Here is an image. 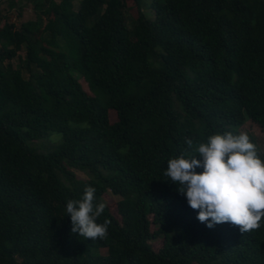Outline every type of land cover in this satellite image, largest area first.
I'll return each instance as SVG.
<instances>
[{"label": "trees", "instance_id": "trees-1", "mask_svg": "<svg viewBox=\"0 0 264 264\" xmlns=\"http://www.w3.org/2000/svg\"><path fill=\"white\" fill-rule=\"evenodd\" d=\"M75 1L0 0V264H264V218L210 229L163 175L225 132L264 161V0Z\"/></svg>", "mask_w": 264, "mask_h": 264}, {"label": "clouds", "instance_id": "clouds-1", "mask_svg": "<svg viewBox=\"0 0 264 264\" xmlns=\"http://www.w3.org/2000/svg\"><path fill=\"white\" fill-rule=\"evenodd\" d=\"M188 148L193 141L186 139ZM196 155L170 159L163 175L178 186V193L189 207L198 212L197 219L208 228L229 223L241 233L261 227L264 218V161L246 133L231 132L208 137L195 149ZM203 169L197 172V169ZM96 189L86 187L78 200L66 205L72 233L86 240L105 239L109 220L98 224L104 203L94 204Z\"/></svg>", "mask_w": 264, "mask_h": 264}, {"label": "rangeland", "instance_id": "rangeland-1", "mask_svg": "<svg viewBox=\"0 0 264 264\" xmlns=\"http://www.w3.org/2000/svg\"><path fill=\"white\" fill-rule=\"evenodd\" d=\"M148 2H149V0H145L143 3L146 4ZM77 3H78V0H76L75 3H74L75 7H77ZM143 12H144V14H145V16L147 18H151L152 17L151 14L149 13V11H147L146 9H143ZM14 18H15V12L13 11L12 12V19L15 20ZM34 18H35V15L31 11L30 6H27L25 8V10L23 11L22 16L19 19V21L23 22V21H27V20H33ZM251 135H252L253 139L255 140L257 146L259 148L263 149L264 148V134L260 133L259 131H254V132L251 133ZM76 176L78 178H80V179H84L85 178L83 176V174H81L79 172H76ZM105 200L113 208L114 199L112 197L105 196ZM160 245H161V239H156V240L151 242V246L154 249H158L160 247Z\"/></svg>", "mask_w": 264, "mask_h": 264}]
</instances>
